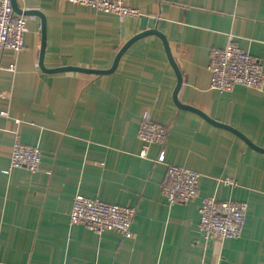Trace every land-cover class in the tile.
<instances>
[{"label": "crops", "instance_id": "0c3cea01", "mask_svg": "<svg viewBox=\"0 0 264 264\" xmlns=\"http://www.w3.org/2000/svg\"><path fill=\"white\" fill-rule=\"evenodd\" d=\"M140 14L120 19L64 0H24V47L0 52V264H264V151L173 100L177 82L162 39L121 46L155 19L182 76L180 102L229 125L264 148V80L220 92L210 87V51L233 41L264 67V0H129ZM147 26V25H146ZM14 63L13 69L8 68ZM143 116L167 126L163 143L139 154ZM41 149V170L8 173L15 136ZM164 159L158 161L161 152ZM174 163L200 173L196 197L169 205L161 185ZM228 177L233 180L225 183ZM80 192L135 207L132 236L70 223ZM247 203L237 238L198 229L201 198Z\"/></svg>", "mask_w": 264, "mask_h": 264}, {"label": "built area", "instance_id": "2783aa9c", "mask_svg": "<svg viewBox=\"0 0 264 264\" xmlns=\"http://www.w3.org/2000/svg\"><path fill=\"white\" fill-rule=\"evenodd\" d=\"M75 4L86 5L98 11L115 13L120 19L128 15L140 14L138 8L130 5L129 0H64ZM23 4L24 0H17ZM26 17L16 13L11 0H0V52L10 48L15 54L24 47ZM14 63L8 68L13 69ZM3 68L0 65V69ZM208 68L211 73L210 87L220 92L228 91L238 84L260 87L264 80V67L253 55L233 41L224 47H215L210 51ZM7 115L6 110L0 111ZM167 135V126L161 122L143 116L138 127L137 136L142 142L139 152L146 156L152 143H163ZM164 159L162 151L157 160ZM27 167L30 171L41 170V149L39 146L22 142L15 136L8 167V173L14 167ZM200 173L182 165L168 163L166 179L161 185L163 195L169 205L176 202H187L198 194ZM225 183L233 182L225 177ZM198 229L209 239L237 238L246 222L247 203L233 199H217L214 196L201 198L199 206ZM135 207L127 204L108 203L98 198L75 193L69 213L70 223H86L94 232L117 230L124 236H132V220ZM32 264V263H29Z\"/></svg>", "mask_w": 264, "mask_h": 264}, {"label": "water", "instance_id": "95a60500", "mask_svg": "<svg viewBox=\"0 0 264 264\" xmlns=\"http://www.w3.org/2000/svg\"><path fill=\"white\" fill-rule=\"evenodd\" d=\"M11 5H12L13 10L16 13H22L24 15H27V14H38L41 17V23H40V25H41V47H40V51H39V54H40L39 58H40V62H41V65H42V60H43V55H44V48H45V18H44V15L42 14V12H40L37 9H22L19 6L17 0H11ZM155 23H156L155 19H153V18L149 19L148 17L142 16L141 17V22H140V30L141 31H139L136 34H134L131 38H129L121 46V48L119 49V51L117 52V54H116V56L114 58V61H113L112 65H111V67H109L107 69H96V68L83 67V66L65 65V66H60V67L49 68L47 70H49V71L78 70V71L95 72V73L110 72V71L114 70V68L116 67L117 62H118L121 54L125 51V49L133 41H135L136 39L140 38L141 36H144V35H147V34H156L162 39L163 45H164L165 50H166V54H167L168 59L170 61V64L172 65V67H173V69H174V71L176 73V76H177V82H176V85H175V88H174V91H173V100H174V102L179 107L188 108V109H191V110H194V111H196L198 113L203 114L206 118L211 120L216 125H220V126L226 127L228 129L234 131L235 133H237L241 137H243L251 146L255 147L256 149H258L260 151H264V148H261V147H259L257 145H254L253 143H251L242 133H240L239 131H237L233 127H231L229 125H226L225 123H222L220 121H217V120L209 118L200 109H198V108H196V107H194L192 105L180 102V100L178 99V91H179V88H180L181 83H182V76H181L180 71L178 70L176 62L174 61V59L172 57V54H171V51H170V47H169V44L167 42L166 37L164 36V34L160 30H158L156 28Z\"/></svg>", "mask_w": 264, "mask_h": 264}]
</instances>
